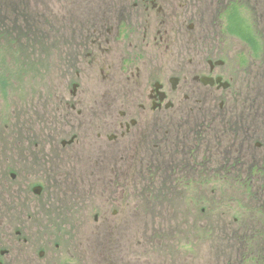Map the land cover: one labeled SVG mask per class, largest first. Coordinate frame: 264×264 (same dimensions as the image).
Wrapping results in <instances>:
<instances>
[{
  "label": "flooded vegetation",
  "instance_id": "flooded-vegetation-1",
  "mask_svg": "<svg viewBox=\"0 0 264 264\" xmlns=\"http://www.w3.org/2000/svg\"><path fill=\"white\" fill-rule=\"evenodd\" d=\"M258 1L11 0L14 39L60 40V63L55 111L15 123L11 147L0 143V264H80L54 237H77L66 222L79 218L121 229L115 203L143 205L141 217L161 206L157 218L182 220L200 243L232 237L227 264H264V115L254 114L264 86L247 83L254 61L264 67V37L248 20L249 40L239 29ZM19 166L42 180L20 183ZM51 252L63 256L47 263Z\"/></svg>",
  "mask_w": 264,
  "mask_h": 264
},
{
  "label": "rangeland",
  "instance_id": "rangeland-1",
  "mask_svg": "<svg viewBox=\"0 0 264 264\" xmlns=\"http://www.w3.org/2000/svg\"><path fill=\"white\" fill-rule=\"evenodd\" d=\"M254 4L252 11L241 13L244 18H242L239 29L246 37L243 40H249L247 38L248 34L243 32V26H249L246 23L247 20L255 24V29L264 37V0L261 3L259 1L258 3L254 2ZM7 26L11 28V25ZM20 26H22V23ZM13 27L12 25V34L15 31ZM209 31L211 33L208 37L211 40H215L220 34L219 29L212 26H210ZM23 32L26 34L25 39L15 40L12 35V40L16 41L12 42L15 44L11 41L6 42L5 46L0 44V51L3 52L0 54V75L8 76V71L17 72L20 69L31 71L32 69L36 78L33 83H30L24 98L20 97L19 89L21 86L20 88L16 87L13 91L10 90V85L8 86L7 82L0 86V143L5 142L7 147H11L12 142L9 134L12 133L15 123L22 122L24 124V121L29 123L28 118H39L44 116L43 112H54L56 106L55 94L52 89L56 85V69H58L60 63L58 56H56V47H58V41L60 40H26L30 36V30H24ZM0 40L8 39L0 37ZM225 40H228L225 42L226 48L230 52H234L237 43L236 41L233 43L232 40L236 39L227 36ZM261 64L262 61H254V68L251 71V75L247 78L248 85L253 86L257 91H261V87L264 86V75H257V72L264 70ZM259 66L261 67L258 68ZM256 70L258 71L256 72ZM30 73L34 75L32 72ZM49 74L50 76L47 79ZM22 94H24L23 91H21ZM260 96L262 99L263 95L260 94ZM254 114L264 115V103L257 102L255 104ZM19 131H23L22 128ZM14 132H17V130L15 129ZM18 168L20 170V183L26 185V181L42 180V176L39 173L41 170H36L34 171L36 174L28 176L27 173H30V167L27 166V169H22L19 166ZM70 170L74 176L83 177L84 185L89 184L85 175L89 170L85 167L75 164L70 166ZM91 178L96 179V177ZM98 185L102 186L103 183L99 181ZM62 190H57L60 194L58 195L59 197L63 196ZM51 192L52 189L48 186L44 198L49 199ZM94 194L95 209L98 211L102 210L103 215L100 211L102 219L105 215L109 216V207L106 203L104 204L102 190L100 188L94 189ZM174 205L175 212L185 213L186 206L182 200H180V203H174ZM142 207L143 205H137L136 203L128 205L126 211H124L117 203L110 206L112 211L119 208L122 217L125 216L126 218L121 229L116 228L115 231L110 233L105 231V221L99 223V225L95 224L96 228H94L92 217L69 220L66 223L72 225L76 230L82 231V233L78 234L77 237H60L58 233L54 237V241L58 240L61 242L62 247H64L63 250L68 252L67 254H69L70 248L71 252L74 251L75 253L77 252L76 250H79V256H82V258L78 259L80 264H227L232 259L229 258L231 253L228 251L229 260L227 258L223 260L225 251L231 249L233 245L232 237L224 238V240L218 236L214 245L211 244L213 241L211 237H208L206 244L205 241L200 243L197 237L183 234L186 225H184L182 220L157 218L154 213L157 216H165L163 214L167 211L162 210L161 206L152 207L153 215L148 217L139 215L143 211H139ZM148 211L150 212V209ZM106 222L108 223V221ZM116 223H119V221H112V224ZM56 228L52 227V229ZM111 228L108 226V229ZM187 240L191 242L190 251H187L189 249V245L186 246ZM261 243L264 247V238H261ZM54 247L52 248L54 249ZM262 250L264 251V248ZM54 256L61 258L63 255L62 252L58 254L51 252L46 262H50L51 258H55ZM71 260L75 259L70 256L69 260L65 261Z\"/></svg>",
  "mask_w": 264,
  "mask_h": 264
},
{
  "label": "trees",
  "instance_id": "trees-1",
  "mask_svg": "<svg viewBox=\"0 0 264 264\" xmlns=\"http://www.w3.org/2000/svg\"><path fill=\"white\" fill-rule=\"evenodd\" d=\"M14 4L11 2V0H0V37L4 38V39H8V40H0V44H2L3 46L6 45V42H16L14 40H12V35L14 38V32L12 34L11 30H12V24L14 22L13 17H14V11L17 10L16 7L13 6ZM7 25H11V28L8 27ZM14 26V25H13ZM16 31V29H14ZM11 32V33H10ZM10 33V35H9ZM23 35V34H21ZM34 40V39H33ZM12 42V43H13ZM15 44V43H13ZM3 52L0 51V54H2ZM44 53V51H43ZM30 72H32L33 74L35 72L28 70V69H20L17 72L16 71H8V76L5 75H0V86H2L4 84V82H7V85H10V90L13 91L16 87L21 86V88L19 89V93H20V97L24 98L26 96L27 93V89L28 87H30V83H33V80H35V74L32 75ZM9 80L11 81L9 83ZM2 84V85H1ZM21 91L24 92V94L21 95ZM17 97L19 98V96L17 95ZM20 99V98H19ZM184 223V222H183ZM208 237H211L212 241V245L215 244L216 241V237L217 236H212V235H208L207 236V240ZM225 237H223L224 239ZM225 240V239H224ZM191 244L190 240L186 241V246ZM190 251V248L187 250ZM230 252V249H227L225 251V257H228L229 255L227 254V252ZM229 258H231L229 256Z\"/></svg>",
  "mask_w": 264,
  "mask_h": 264
}]
</instances>
